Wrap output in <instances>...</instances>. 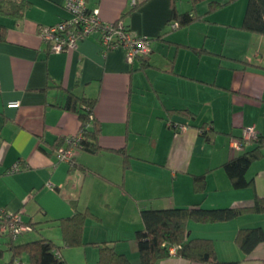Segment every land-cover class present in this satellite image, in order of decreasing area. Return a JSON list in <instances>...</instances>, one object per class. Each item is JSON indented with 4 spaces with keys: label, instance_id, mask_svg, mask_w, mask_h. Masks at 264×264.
I'll return each instance as SVG.
<instances>
[{
    "label": "crops",
    "instance_id": "obj_1",
    "mask_svg": "<svg viewBox=\"0 0 264 264\" xmlns=\"http://www.w3.org/2000/svg\"><path fill=\"white\" fill-rule=\"evenodd\" d=\"M178 1L87 0L103 22L121 20L150 40V53L131 64L120 48L104 52L95 35L49 53L39 31L71 18L64 0H26L20 17L0 15V214L20 212L32 227L12 241L0 236V259L2 244L10 254L4 264L10 243L41 239L59 247L66 264H99L105 246L138 264L142 210L250 209L264 198V36L241 27L245 3L230 10L241 0H214L223 5L213 9ZM173 10L199 20L171 30ZM69 94L95 99L100 129V150H77L73 168L55 150L79 131ZM247 127L263 140L261 155L246 172L251 184L234 189L223 165L255 148L229 147ZM14 164L19 171L8 173ZM77 213L80 244L68 247L60 222ZM256 228L264 231V213L251 210L186 225L189 239L211 241L218 261L264 264V242L249 254L236 242L239 230ZM156 264L205 263L171 254Z\"/></svg>",
    "mask_w": 264,
    "mask_h": 264
},
{
    "label": "trees",
    "instance_id": "obj_2",
    "mask_svg": "<svg viewBox=\"0 0 264 264\" xmlns=\"http://www.w3.org/2000/svg\"><path fill=\"white\" fill-rule=\"evenodd\" d=\"M204 1H208L210 9L223 5L216 3L214 0H189L192 7ZM236 1L238 0H226L225 4ZM27 6L26 0H0V15L20 17ZM197 20L199 19L191 17L189 13L180 14L173 10L168 26L170 27V25L176 23L177 28H183ZM241 27L250 33L264 36V0H247ZM125 28L128 30L126 26ZM4 35L5 30L0 27V40L4 38ZM143 57L145 56L137 57L136 59ZM94 105L95 99L78 98L69 94L66 108L77 115L80 124L78 132L81 133V138L74 154L77 150H83L89 154H96L100 150L97 143L100 129L93 116ZM200 132L203 134L202 131ZM252 143H255V148L242 153L223 165V169L234 189H244L251 184L246 179V172L250 164L260 157L263 140L258 137ZM61 147L64 146L58 144L55 150L57 151ZM68 165L71 168L75 167L74 156ZM249 210L256 213H264V198H256L250 209L224 208L205 210L202 208H171L142 210L140 212L142 229L135 233L139 257L138 264H156L158 261L171 256L170 249L172 248H175L174 255L188 261H197L205 264H239L237 261H218L211 241L189 239L186 225L189 220L199 223L227 222ZM83 221L84 214L77 213L73 217L60 222L64 243L68 247L80 244L79 233ZM25 225L29 226L32 231L30 225ZM9 239L12 241L15 238L10 237ZM236 242L245 254H249L256 245L264 242V231L260 228L241 229L237 233ZM9 245L12 256L8 264H14L22 255L27 257L29 264H66L59 255L60 248L49 240L41 239L22 245H13V243ZM98 263L130 264L125 256L116 254L112 248L106 246L99 250Z\"/></svg>",
    "mask_w": 264,
    "mask_h": 264
},
{
    "label": "built area",
    "instance_id": "obj_3",
    "mask_svg": "<svg viewBox=\"0 0 264 264\" xmlns=\"http://www.w3.org/2000/svg\"><path fill=\"white\" fill-rule=\"evenodd\" d=\"M64 6L70 13L69 20L61 21L50 27L39 31V37L48 47L49 53H61L72 50L77 43L89 36H97L104 52L114 49H122L126 54V61L131 64L137 57L147 56L150 53L149 42L146 38L133 36L127 30L121 20L113 23L103 22L99 17L97 8H88L86 0H64ZM177 24L170 25L171 30H175ZM11 105H18L12 102ZM181 132L186 130V126L179 125ZM81 133L67 141V145L59 148L57 158L60 162L70 163L77 148ZM258 134L253 127L244 128L240 138L231 137L229 147L232 150H242L247 143L255 142ZM19 167L14 164L8 173H16ZM20 212L0 214V236L16 238L31 228L25 225L21 219ZM174 255L175 248L170 249Z\"/></svg>",
    "mask_w": 264,
    "mask_h": 264
},
{
    "label": "rangeland",
    "instance_id": "obj_4",
    "mask_svg": "<svg viewBox=\"0 0 264 264\" xmlns=\"http://www.w3.org/2000/svg\"><path fill=\"white\" fill-rule=\"evenodd\" d=\"M183 1V0H182ZM86 3H87V0H86ZM177 3L178 4H180L179 3V1L177 0ZM244 3H245V5L247 6V0H244V1H240V2H238V3H236L235 5H234V7H230V10H233V11H237V13L239 12V10H240V8H242V7H240V6H243L244 5ZM246 8V7H245ZM245 10V9H244ZM243 10V11H244ZM196 28H199V30H201V31H204V29L202 28V27H196ZM6 239H7V237H5ZM9 239V238H8ZM22 239H19V240H17L18 242L19 241H21ZM6 247L2 244V249H3V258H1L0 259V264H4V263H6L7 261H9V257H10V254H9V252L5 249ZM22 262H23V264H28V262H27V258L25 257V256H23V258H22Z\"/></svg>",
    "mask_w": 264,
    "mask_h": 264
}]
</instances>
